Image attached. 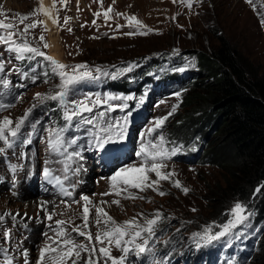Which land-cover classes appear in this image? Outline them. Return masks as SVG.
<instances>
[{
    "label": "rangeland",
    "instance_id": "rangeland-1",
    "mask_svg": "<svg viewBox=\"0 0 264 264\" xmlns=\"http://www.w3.org/2000/svg\"><path fill=\"white\" fill-rule=\"evenodd\" d=\"M39 6L40 0H0V12L4 14L0 15V19H4L5 22L15 21L22 30L24 24L19 23V16L31 14ZM56 6L59 8L58 15L61 26H57V35L62 57L54 59L68 66L85 64L88 70L99 76V79L85 80L73 86L66 97L69 105L73 101H80L86 97L94 98L96 95L102 97L109 94L133 96L134 99L130 101H111L113 105L127 104L128 107L124 110L116 108L115 111L108 112L105 122L120 120L127 113H130V116L141 111L149 114L148 119L133 131L134 134H137L138 141L143 143H146L147 139L142 140V136L152 122L156 118L167 115L174 105H179L176 112L167 120L162 132L169 141L168 146H182V151L167 162L168 169L166 171H175L176 176L173 179H178L184 187L190 190L187 195L173 187L170 181L161 182V190L169 193L165 196H160L151 189L144 192L129 189L131 193L143 196L144 199H125L123 196H116L115 194L103 195L106 192H112L109 178L120 168L130 165L139 167L141 157L123 164L108 176L98 175L99 170L95 169L96 174L92 178L93 190L81 195L90 197L97 205L100 204V201H107L108 205L106 204V206L111 207L107 212L117 222H124L133 217L142 222L144 217H152L157 210L167 218L157 231L159 242L150 244L154 251L145 254V261L141 260V256L130 254L126 264H153L154 259H163L166 264H187L188 262L186 263L184 257L191 259L193 264H198L199 258L202 260L200 261L201 264L203 262L207 264L209 257L213 259L214 255V264H254L253 258L256 254L254 247L264 232V224L260 225L256 221L251 211L252 207L248 203H244L238 198H229L228 195L221 196L222 191L224 192L228 185L233 183L231 173L218 168L211 162H202L200 159L208 142L212 143L213 138L210 140L208 138L201 149L196 148V144L188 143L190 137L187 138V134L183 135L185 140L179 138L180 129L176 128V125L181 123V115L184 116L185 114L183 104L186 103V95L189 96L191 90L186 89L179 92L181 96L177 98L175 95L177 91L170 86L158 85L159 87H154L152 83L145 82L144 76H146L145 71L153 69V64L150 63L151 59L158 61L162 55L164 58L182 56L183 63L176 68L170 67L168 73L169 75L175 74L176 78L185 76L184 80L186 81L188 72L192 69H194L192 72L197 70L196 59L193 57L195 53L202 51L210 53L211 49L218 45L215 31L228 37L260 68V71L264 72V26L260 23V15L264 13V0H256L255 3H247L246 0H193L191 8L182 4L180 0H177L176 3H173V0H115V3L113 0H103V7H101L100 0H68L66 7L57 0ZM110 6L114 11L109 14L112 19L106 23L103 12ZM96 12H101L99 18L94 16ZM115 13H125L127 16L135 15L143 25L153 31L148 35H125L124 33L135 31V29L127 27L128 21L124 17L116 16ZM66 17L70 18V21L65 25ZM34 19L44 21V15L39 14ZM28 22L31 21H25V23ZM117 25H124V27L117 30ZM41 34L45 36V40L49 44L50 32H44L42 27L32 30L29 39L33 46L40 45L41 49L50 55L49 48L44 49L42 42L39 41ZM0 52L4 53L0 59L10 60L9 68L6 69V78L8 77L10 85L8 88H0V105H8L15 94L21 92L16 103L0 114V119L7 116L15 121L24 115L29 107L37 104L33 112H42V115L45 114L49 118V125L46 130L59 128L57 123L63 120V107L61 108L58 101L45 99L43 102H39L36 99L37 93L48 96L50 93L55 94L58 91L55 87L59 83L58 77L51 74L49 65L47 64V69H42L40 67L42 66L41 57H37L34 60L36 61L35 66L23 67L19 60H16L4 48L0 47ZM129 65H133L132 70L120 73L115 79L111 75L102 76L95 73V69L99 67L102 72L116 74L120 72V69ZM14 67L29 72L28 78L12 71ZM180 69L184 70L180 71ZM44 70L49 72L48 83L43 82ZM135 71H138L140 76L139 81L141 83L137 84L140 86L139 90L133 89L131 92L125 93L113 90L106 84V81L110 80H117L118 82L122 77H129L128 79L132 80ZM33 75L39 76L40 79L33 82L31 79ZM181 80L183 81V79ZM141 98H143L142 103L140 102ZM57 108L60 109V116H55V121H52L49 112L53 110L52 112L55 114ZM104 110V108H100L95 110L93 114L85 113L84 116L85 118H95L96 112ZM90 127L93 131H98L94 126L90 125ZM45 134L41 156L48 150L47 131ZM140 146L133 149L135 151L134 156H137L136 153L140 150ZM185 154L191 155V158L182 159L181 155ZM196 154H199L200 157ZM0 165L2 166L1 156ZM0 176H4L10 183L11 178L6 174L5 166L0 169ZM150 176L152 179L156 178L154 174H150ZM1 181L2 179H0V185ZM6 188L0 189V197H4L7 205L14 206L18 213L24 212V209L31 206L30 201L32 200L25 202L22 200L20 201L21 205H15L14 203L19 201L13 200L9 189ZM25 190H29V188ZM36 198L40 197L35 196ZM115 199L120 200V206L111 203ZM236 202L246 205L252 213L249 222L241 229H237L236 233L231 236L207 246L197 247L192 239L193 233L203 231L206 226L212 227L214 231H219V226L230 218L229 209ZM47 210L57 213L52 221H48L46 217L40 221L52 225V231L48 233L49 236L54 234L53 230L57 227L56 220L67 221L71 219L74 224L82 223L79 218L80 206L74 202L71 203V209H68L65 204L55 199V202ZM40 213L45 212L39 209L37 214ZM94 214L95 210L93 209V217ZM34 221L36 219L32 222ZM32 222L31 218L24 217L16 219L15 223L11 219L4 224V228L11 229L13 239L10 244H5L0 240V247L9 249V254L15 258V264H24V258L20 255V251L25 249L29 252L28 259L35 264L38 256L37 250L46 242V237L43 235L45 232H42L46 225H42L36 234L31 225ZM26 224H28L27 230L33 232L32 236H36V239L23 237L22 230L23 228L26 229ZM90 228L93 237H95L97 227L92 220H90ZM77 239L78 242H85L82 237ZM165 241H169V243L165 244ZM18 244L19 249H17ZM100 246L97 245V247ZM111 252L115 257L121 255L115 247L111 249ZM155 254H158V257ZM82 256L86 258V254H82ZM0 259H3V253H0Z\"/></svg>",
    "mask_w": 264,
    "mask_h": 264
},
{
    "label": "snow or ice",
    "instance_id": "snow-or-ice-1",
    "mask_svg": "<svg viewBox=\"0 0 264 264\" xmlns=\"http://www.w3.org/2000/svg\"><path fill=\"white\" fill-rule=\"evenodd\" d=\"M177 0H173L176 3ZM182 4H186L188 8L193 6V0H180ZM247 3H255L256 0H246ZM59 3L66 7L68 0H59ZM115 3V0H113ZM101 7H103V0H100ZM57 0H53V7L46 8L43 6V0H40V6L35 9L31 14L20 15L19 23L24 24L21 30L15 21L5 22L4 19H0V47L4 48L8 53L19 61L24 60H35L37 57L43 58L44 61L48 62L51 69V74L58 77L59 83L55 85L58 91L55 94H49L44 96L43 94L37 93L36 99L39 102H43L45 99H51L58 101L63 107V119L65 120L68 127L72 126L74 118L79 117V123L82 125H92L97 132H90L89 134L93 137L92 143L96 148L103 150L106 144L112 143L116 140H124L126 138L127 126L129 123L130 113L124 115L120 120H114L110 123L105 122V117L108 112L115 111L116 108L124 110L128 107L127 104L113 105L111 101H130L134 97L129 96H117L107 95L100 96L96 95L93 97H86L80 101H73L70 105L66 101L69 90L85 81V80H96L99 76L94 75L93 71L88 70L87 65L78 64L74 66L65 65L52 56L47 55L45 51L41 49L40 45L33 46L32 41L29 39L31 31L37 27H42L44 32L49 31L47 28L46 21L34 19L39 14H43L46 18L52 19L53 24L58 27L59 21V8H57ZM113 8L110 6L106 11L103 12L105 22L112 19L109 15L113 13ZM0 15H4L0 12ZM101 12L94 13V16L99 18ZM116 16L124 17L127 21V27L134 28L135 31H129L124 33L125 35H148L153 30L147 28L146 25L135 16H127L125 13H115ZM25 21H31L25 23ZM70 18H65L64 24H68ZM260 23L264 26V13L260 15ZM95 24V21H93ZM124 25H117V30ZM71 31V29H68ZM39 41L42 42V47L47 49L50 45L46 42L45 36L41 34ZM4 55L0 52V57ZM10 63V60L0 59V85L4 88H8L10 81L6 79V65ZM133 65H129L126 68L120 69L119 73L111 74L102 72L97 67L95 73H99L102 76H109L113 79L120 73L129 72L132 70ZM184 69H180L183 71ZM12 71L28 78L29 74L23 72L20 68L14 67ZM43 82H49V72H43ZM32 81L35 82L40 79L39 76L33 75ZM177 98L181 96V93L175 94ZM140 102H143L141 98ZM12 105H0V111L6 110ZM37 107V104H33L29 107L24 115L19 117L17 120H13L10 117H3L0 119V156L7 157L9 150H12L15 154L17 142L22 144H31V137H24L22 130L26 124H30V117ZM179 105H174L171 111L163 116L156 118L152 124L146 129L142 136V140L147 139L146 143H142L140 150L136 153L138 157H141L140 166L130 165L128 167L120 168L116 171L109 179L111 181L112 192H106L103 195L123 196L125 199H144L143 196H137L129 191V189H135L139 192H144L149 189L156 192L160 196L168 195L169 193L161 190V182L170 181L172 186L181 190L185 195L190 191L187 187H184L178 179H173L176 176L174 170H168V161H171L182 151V146H168L169 141L163 135V128L172 116ZM104 108V111H98L95 113V118H85L84 114H93L95 110ZM34 131V129H33ZM48 134L47 138V149L57 155H64L65 150L77 143L76 138L66 139L65 132L66 128L60 127L55 129L46 130ZM79 152L69 153L67 159H71L72 156H79ZM18 159L25 158V155L21 153ZM48 163V161H45ZM9 171L12 174V181L15 184L16 174L18 171L23 169V165L13 164L11 162L7 165ZM67 171V167H65ZM150 174L155 175V179H152ZM43 176L50 183L54 180L55 183L60 187V195L63 197H72L73 193L63 187V182L59 177H53L52 170L45 167L43 168ZM264 185L258 186L254 191L259 194L260 189ZM15 195V193H13ZM80 206L79 218L81 224H74L71 219L69 220H56L55 224L57 227L53 230L54 234L49 236L47 232L43 233L46 237V242L40 248H38V256L35 264H79L83 259V264H126L128 256H142L146 253H152L154 251L150 244L159 242L157 231L160 225L165 219H167L162 212L157 210L152 217H144L142 222L140 219L133 217L124 222H117L104 207L100 205L107 204V201H100V204H95L90 197L81 196L79 199L73 201ZM61 203L65 204L66 208L71 209V203L62 200ZM111 203L120 206V200L115 199ZM47 201L42 202L39 205V209L46 213V219L52 221L53 217L57 215L56 212H48ZM93 209L95 214L93 217ZM196 211V209H193ZM19 213L13 215L11 212L0 214V240L5 244H10L13 239V233L11 229L4 228L7 217H11L13 223L16 222ZM228 215L230 218L219 226V231H214L212 227H205L203 231L193 233L192 239L197 247L207 246L213 242L219 241L225 237L231 236L236 233L237 229H241L246 223L249 222L252 213L248 210L247 206L236 202L234 206L229 209ZM25 217L27 214L25 213ZM90 220L97 227L95 237L91 232ZM51 228V225H49ZM75 234V235H73ZM78 237L84 238L85 242H78ZM106 242V243H105ZM169 241H165V244ZM97 245H101L97 247ZM19 244L17 249H19ZM115 247L120 251L121 255L115 257L112 255L111 249ZM0 253H3V259H0V264H15V258L9 254V249L0 247ZM82 254H86V258L82 257ZM20 255L24 258V264H33L28 257V250L20 251ZM153 264H166V261L153 260Z\"/></svg>",
    "mask_w": 264,
    "mask_h": 264
},
{
    "label": "trees",
    "instance_id": "trees-1",
    "mask_svg": "<svg viewBox=\"0 0 264 264\" xmlns=\"http://www.w3.org/2000/svg\"><path fill=\"white\" fill-rule=\"evenodd\" d=\"M214 33L218 45L210 53L194 52L197 70L189 71L186 81L185 76L176 78L175 74L168 73L170 67L176 68L183 63L182 56L164 58L163 55L159 62L150 60L153 69L145 71L144 80L154 87L170 86L177 92L191 90L183 104L185 114L176 125L180 129L179 138L184 139L183 135L187 134V138L190 137L188 143L196 144L198 149L208 138H213L201 157L196 155L202 162H211L231 173L233 183L222 191L221 196L228 195L251 205L256 221L262 225L264 187L259 194L254 190L264 185V72L223 33ZM41 61L40 67L47 69L48 63L43 58ZM19 63L23 67L36 65L34 60ZM137 72L133 73L132 80L122 77L118 82L110 80L106 84L125 93L139 90L137 84L141 82ZM52 111L49 114L55 121V116H60V109L57 108L55 114ZM58 123L59 128L64 127L65 120ZM255 251L254 264H264V232Z\"/></svg>",
    "mask_w": 264,
    "mask_h": 264
},
{
    "label": "bare ground",
    "instance_id": "bare-ground-1",
    "mask_svg": "<svg viewBox=\"0 0 264 264\" xmlns=\"http://www.w3.org/2000/svg\"><path fill=\"white\" fill-rule=\"evenodd\" d=\"M52 4H53L52 0H43V6L46 7V8H52L53 7ZM44 21H46L47 27H48L49 32H50V35H49V45H50L49 50L51 52L50 56H52L53 58H56V59L57 58H61L62 54H61V46H60V42H59V37L57 35L58 34L57 25L53 24L52 19L46 18L45 16H44ZM3 166L4 165L2 163V166L0 165V169H2ZM0 179H2V178L0 177ZM6 187H10V184L7 183V182L1 181L0 189L6 188ZM23 188H24V191H25L23 193L24 202L26 200H28V201L32 200V201H30L31 206L28 207L27 209H24V212L19 213L20 215H19V217H17V219L18 218H24L25 217V213L27 214L28 218H31V222L34 219H36V221L32 222L31 225L34 227V232H36V234H37L42 225H44V226L47 225V224H44L45 222L44 223L40 222L41 220H43L46 217V213L37 214V211L39 210V205L42 202L47 201L48 204H47L46 207L48 208V207L51 206V204L53 202H55V198H46V199H44V198L40 197V198H36L35 199L34 194H33L34 189H32L31 187H26V186H23ZM26 188H29V190H25ZM20 203L21 202L19 200L18 203H14V204L19 206V205H21ZM100 206L104 207L106 211H108V209H111V207L106 206V204L100 205ZM8 212H11L13 215L18 213L15 210L14 206L7 205L4 197H0V214H4V213H8ZM10 220H11V217H7L5 223H8ZM27 225L28 224H26V226H25L26 230H27ZM32 234H33V232L31 233V235ZM32 237L35 238L36 236H32ZM82 257H84V256H82ZM79 263H83V259H81V261ZM69 264H71V261H69Z\"/></svg>",
    "mask_w": 264,
    "mask_h": 264
},
{
    "label": "clouds",
    "instance_id": "clouds-1",
    "mask_svg": "<svg viewBox=\"0 0 264 264\" xmlns=\"http://www.w3.org/2000/svg\"><path fill=\"white\" fill-rule=\"evenodd\" d=\"M262 235H263V233L261 234L260 238L262 237ZM260 238H259V239H260ZM259 239L257 240L256 245L258 244ZM256 245H255V247H254V253H256V251H255ZM214 258H215V255L213 256V259H214ZM184 259H186V263L190 261V262L193 264L192 260H191V259H188V257H184ZM213 259H212L211 257H209V259H208V263H207V264H214V260H213ZM204 260H205V259H204ZM200 261H202V260H200V258H199V261H197V263H198V264H201ZM203 264H204V262H203Z\"/></svg>",
    "mask_w": 264,
    "mask_h": 264
}]
</instances>
